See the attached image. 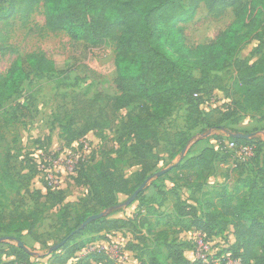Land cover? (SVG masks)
Returning <instances> with one entry per match:
<instances>
[{"label":"rangeland","instance_id":"1","mask_svg":"<svg viewBox=\"0 0 264 264\" xmlns=\"http://www.w3.org/2000/svg\"><path fill=\"white\" fill-rule=\"evenodd\" d=\"M181 1L187 7L190 0ZM233 17L229 9L216 19L204 6H199L195 18L184 27L188 46L211 42ZM0 44L4 46L0 52V77L18 56L29 53H40L54 60L60 71L44 77L30 76L18 95L0 105V168L1 162L9 160L8 175L0 174L8 195L5 209L16 207L22 197L25 208L36 209L41 217L35 236L25 231L17 240L0 244V262L16 258V254L10 257L9 253L16 252L19 240L33 255L35 264H50L54 255L66 253L64 247L55 251L51 247L76 228L85 209H92L94 214L105 211L95 205L93 198L95 186L101 189L109 181L105 171L112 173L119 203L124 204L140 186L137 172L141 168L123 128L130 109L113 114L106 98L112 94L109 84L116 77L115 42L108 39L94 48L75 42L65 32L52 31L46 26L44 0H18L13 16L7 22H0ZM228 85L229 82L225 84ZM226 87L214 91L201 111L203 120L210 117L209 125L220 124L224 112L219 113L218 109L230 102ZM239 117L237 125H232V120L224 121L222 130L213 128L199 134L207 124L192 129L186 106L179 103L158 126L157 142L148 155L153 165L151 174L170 170L153 177L139 198L108 217L125 220L123 227L95 232L92 229L100 225L96 224L72 240L69 245L84 243V247L75 250L70 260L104 251L124 264H141L147 257V248L154 245L155 237L148 234L149 229L153 233L164 231L170 242L185 243V256L203 264H209L217 253L230 247L234 241L231 225L209 236L194 227L191 214L187 215L190 210L183 203L196 207L198 216L202 217L224 187L228 191L235 187L248 188V179L253 175L251 169L259 154L253 150L252 155L241 159L225 146V141L229 140V129L241 133L257 129L255 133L264 139V120L262 113L255 111ZM83 129L88 132L81 137ZM186 134L192 140L179 151L176 143ZM210 146L215 150L209 158L211 170L206 169L207 178L200 180V186L188 185L185 174L171 171L174 164ZM80 157L92 159L81 173L77 167ZM48 189L64 191L67 206L64 208L62 204L60 209L35 193L45 194ZM142 219L146 220L143 226ZM229 255L225 253V257ZM229 263L240 264V260Z\"/></svg>","mask_w":264,"mask_h":264},{"label":"trees","instance_id":"2","mask_svg":"<svg viewBox=\"0 0 264 264\" xmlns=\"http://www.w3.org/2000/svg\"><path fill=\"white\" fill-rule=\"evenodd\" d=\"M17 3L18 0H0V22H7L13 16ZM201 4L214 18L231 9L234 19L212 42L190 47L181 24L192 21ZM44 6L46 26L52 31H63L73 41L83 42L90 48L102 46L108 39L114 40L116 77L109 84L112 94L106 98L113 114L130 109L123 128L141 168L137 172L140 185L148 177H156L155 173L151 174L153 165L148 155L157 142L158 126L179 103L186 106L192 129L204 122L207 124L199 134L213 128L222 130L224 121L232 120L231 124L237 125L239 115L248 112H261L264 120V0H190L187 7L181 0H44ZM253 40L258 41V45L252 54L260 53V58L254 62L249 57L240 58V52ZM3 50L4 46L0 44V52ZM59 72L55 61L43 54L18 56L0 77V105L18 95L30 76L44 77ZM228 80L230 83L226 87ZM223 87L228 90L230 102L225 108L218 109L219 113L224 112L220 124L209 125L210 117L203 120L201 111L207 105L208 97ZM80 132L83 137L88 129ZM229 132L239 133L236 129H229ZM255 132L258 133L257 129L245 132L251 134L250 138H228L239 146H252L254 153L259 154L246 190L235 187L228 191L224 187L217 193L218 200L210 202L202 217L198 216L196 207L183 203L190 210L187 215L191 214L194 227L209 236L223 232L229 225L233 227L232 245L217 253L214 256L217 260L212 258L209 264H230L229 260H240V264H264V139ZM186 136L176 143L179 151L192 140ZM214 152L213 147H206L174 164L171 171L185 174L188 185L200 186V180L207 178L206 169L211 170L209 158ZM91 160V157L80 158L78 172H83ZM8 162V159L1 162L0 174L3 176L8 175ZM104 174L109 181L101 189L95 186L93 198L95 205L105 210V216L80 229L83 222L94 215L92 209H85L76 228L62 239L66 240L62 246L66 253L54 255L50 264H124L104 251H93L76 257L75 261L70 260L75 250L84 247V243L69 245L70 242L96 224L100 225L92 229L95 232L124 226L125 220L108 218L121 211L124 204L116 200L112 173L107 170ZM5 188L0 182V237L17 240L25 231L35 236L40 214L36 209L27 210L22 197L16 207L6 211L8 195ZM63 192L48 189L45 194L42 191L35 193L62 209L67 206ZM145 222L142 219L141 225ZM147 232L155 237L154 245L147 248V257L141 264H203L185 256V243L170 242L164 231L153 233L149 229ZM227 252L231 253L229 257H225ZM13 254H16L15 259L0 264H35L33 255L24 248L17 246L16 252H10L9 256Z\"/></svg>","mask_w":264,"mask_h":264},{"label":"water","instance_id":"3","mask_svg":"<svg viewBox=\"0 0 264 264\" xmlns=\"http://www.w3.org/2000/svg\"><path fill=\"white\" fill-rule=\"evenodd\" d=\"M229 136H233V137H237V138H250L251 134L248 133H236V134H232L230 133ZM168 170H170V168L168 169H164L161 171H158L157 173H155V176H161L163 174H165ZM153 178V176L148 177L138 188L137 190L127 199V201L124 203V205H130L132 202H134L136 200V198L138 197V195L141 193V191H143L145 189V187L148 185L149 181ZM105 216V212H101L98 214H94L89 216L86 221L83 222V224L80 226V229H84L88 224H90L91 222L100 219L102 217ZM10 237L7 236H3L0 237V244L5 242V241H9ZM66 240H62L61 242H59L58 244L54 245L51 247V251H55L58 250L59 248H61L64 244H65ZM18 246L21 248H24L26 250L27 247L25 246V244L22 241L18 242Z\"/></svg>","mask_w":264,"mask_h":264},{"label":"built area","instance_id":"4","mask_svg":"<svg viewBox=\"0 0 264 264\" xmlns=\"http://www.w3.org/2000/svg\"><path fill=\"white\" fill-rule=\"evenodd\" d=\"M197 96V94L195 95ZM225 146L237 154L238 157L241 159L246 158L253 153V147L249 145H237L234 141L228 140L227 142L225 141ZM81 160L86 159L85 157H80ZM80 160V159H79Z\"/></svg>","mask_w":264,"mask_h":264},{"label":"crops","instance_id":"5","mask_svg":"<svg viewBox=\"0 0 264 264\" xmlns=\"http://www.w3.org/2000/svg\"><path fill=\"white\" fill-rule=\"evenodd\" d=\"M201 6H204L205 7V5L204 4H201ZM206 8V7H205ZM231 10V9H230ZM233 14V13H232ZM222 16H220V17H218V18H216V19H219V18H221ZM195 18V17H194ZM234 19V17L231 19V21ZM191 22V21H190ZM186 24V23H185ZM185 24H181V26H183V28L185 27ZM225 29V28H224ZM223 29V30H224ZM222 31V30H221ZM184 33H185V29H184ZM186 35V34H185ZM218 35V34H217ZM216 35V36H217ZM216 38V37H215ZM214 38V39H215ZM213 39V40H214ZM212 40V41H213ZM211 41V42H212ZM210 43V42H209ZM258 45V41H256V40H253L250 44H248L247 46H245L244 48H243V50L240 52V54H239V57L240 58H251V62H254V61H257L259 58H260V56H261V54L260 53H255V54H252V52H253V50L256 48V46ZM249 46H251V48L249 49V51L247 52V53H245L244 55L242 54L243 53V51L247 48V47H249ZM263 51H264V49H263ZM229 82V81H228ZM230 83V82H229ZM208 105V104H207ZM240 123V122H239ZM198 154V153H197ZM196 155V154H195Z\"/></svg>","mask_w":264,"mask_h":264}]
</instances>
